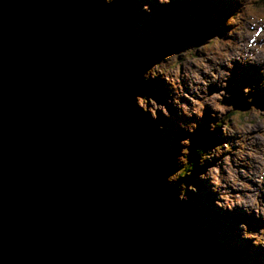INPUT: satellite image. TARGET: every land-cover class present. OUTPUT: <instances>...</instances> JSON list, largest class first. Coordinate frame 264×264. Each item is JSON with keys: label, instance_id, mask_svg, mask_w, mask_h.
<instances>
[{"label": "water", "instance_id": "1", "mask_svg": "<svg viewBox=\"0 0 264 264\" xmlns=\"http://www.w3.org/2000/svg\"><path fill=\"white\" fill-rule=\"evenodd\" d=\"M118 80L82 0H0V264H209L129 155Z\"/></svg>", "mask_w": 264, "mask_h": 264}, {"label": "clouds", "instance_id": "2", "mask_svg": "<svg viewBox=\"0 0 264 264\" xmlns=\"http://www.w3.org/2000/svg\"><path fill=\"white\" fill-rule=\"evenodd\" d=\"M158 3L169 5L172 0ZM140 8L151 11L147 2ZM190 19L189 26L194 27L195 20ZM237 66L256 69L255 79L240 86L239 97L228 90ZM142 76L145 80L159 78L169 85V102L177 115L188 118L178 121L181 129L195 132L206 110L212 117L208 132L215 134L218 142L206 149L198 146L191 155V136L179 139L178 166L166 177L169 183L179 181L177 198L186 200V191H198L195 184H185L181 178L199 165L198 178L215 194V206L228 211L239 207L264 221V0H234L219 28L166 52ZM135 102L153 120L158 118V109L165 117L170 115L166 105L152 96L137 94ZM237 227L240 240L251 241L252 248H264V224L250 229L241 221Z\"/></svg>", "mask_w": 264, "mask_h": 264}, {"label": "rangeland", "instance_id": "3", "mask_svg": "<svg viewBox=\"0 0 264 264\" xmlns=\"http://www.w3.org/2000/svg\"><path fill=\"white\" fill-rule=\"evenodd\" d=\"M144 2L150 4V12L141 10L140 4ZM232 3L234 0H172L169 5H160L158 0H135L134 2L130 1L126 8L128 15L123 22L125 25L123 31L125 33L126 31L134 32L129 42L133 45L135 43L141 53H134L136 50L131 48L133 52L129 55V59H132V65L128 68L129 71L125 70L123 73L119 71L120 81L117 86L119 95L117 96L121 107L127 109V115H122V130L125 129L130 133L128 146L134 152L136 162L144 167L145 172L155 176L156 180L153 184L160 197L171 184L166 179L167 175L178 166L176 157L181 147L179 139L186 135L193 137L199 129L201 132L208 131L207 125L212 117L206 110L204 117L198 122L199 127L195 132L188 133L181 129L178 121H186L188 118L177 115L176 107L169 102L171 95L169 85L159 78L145 80L142 73L151 63L159 59V56L154 57L157 55V51L167 47V52H169L181 43L195 42L190 40L192 37L188 28L180 29L176 26L181 22L180 18L185 19L186 11L189 13V17L193 16L196 25L207 23L209 29L204 33L203 36H205L208 32L216 29L209 23L210 18L221 24L222 17L230 10ZM171 26H176V29L172 31ZM237 69H241V67L237 66L233 69L232 78L229 80L228 90L232 91L234 96H239L240 86L251 83L255 79L256 72L255 68L249 66L243 68L249 70L248 74L243 73L236 78ZM215 87V85L211 86L212 89ZM137 94L152 96L159 103H164L170 115L165 117L158 109V118L153 120L147 112L142 111L136 105L135 96ZM242 106H246V104L242 103ZM160 125H163V128ZM190 149L191 155H193L195 149L193 139H191ZM195 170L191 183L197 186L198 191L195 193L186 191V200L177 198L180 203L187 204L192 211H184L182 214L180 212L179 215L196 221L199 226H206L207 229L215 232L220 240H227L231 244L234 242L233 246L237 247V240H240L237 225L241 221L246 222L250 229L261 226L264 221L254 215L245 214L239 207L228 211L215 206L213 204L215 194L209 191L206 181L198 178V172L202 168L198 166ZM176 187L177 197L179 189L178 186ZM208 240L207 237L205 243ZM244 244H248L250 249L239 253L238 264H264V248H252L249 240H243L240 247ZM206 246L210 248L211 245Z\"/></svg>", "mask_w": 264, "mask_h": 264}, {"label": "trees", "instance_id": "4", "mask_svg": "<svg viewBox=\"0 0 264 264\" xmlns=\"http://www.w3.org/2000/svg\"><path fill=\"white\" fill-rule=\"evenodd\" d=\"M87 8L88 13L91 15V17L95 20L96 24L104 30V32L108 35L109 40L111 41L112 49L116 55V58L119 63V71L120 73L124 72L125 70H128L129 67L132 65V59H129V55L133 52L131 48H134L136 51L134 53H141L140 48H137L136 44L130 43L129 40L132 37L131 35L134 34V32H128L123 31L125 28L124 20L127 18L128 12V3L130 1L135 0H114V2H111L110 4L104 3L103 0H82ZM191 16V15H190ZM193 17V16H191ZM181 22L177 23V28L180 29H186L190 31L191 34V41H197L201 39L204 35V33L209 29V26L206 24L202 25H196L194 27H190L189 25L192 23L189 17V13L186 11L185 19L180 18ZM209 23L213 25L216 29L221 26L220 23H217L216 21H213L211 18L209 20ZM179 24V25H178ZM216 25V26H215ZM176 26L172 28V31L176 29ZM186 27V28H185ZM168 48L164 47L163 49L157 51V56L162 57L163 54L167 52ZM133 53V54H134ZM129 71V70H128ZM238 74L236 75V78H238L241 74L249 73V70L237 69ZM129 73V72H128ZM120 81V75L119 80ZM118 86V84H117ZM117 92V87H116ZM118 93V92H117ZM119 95V94H117ZM239 97V96H237ZM119 98V97H118ZM122 108V107H121ZM126 108H122V115H127ZM121 136L125 140L126 145L128 146L130 141V133L127 130L121 131ZM215 134L209 133L206 130H203L202 132L200 129L198 132L191 137L195 141V148L196 147H204L205 149L213 142H218V140L214 139ZM128 152L130 157L134 160V162L140 167L142 170L144 176L150 181L153 188L155 183V176L150 175L149 173L145 172L144 167H141L135 159V154L132 150L129 149L128 146ZM195 154V149L193 152V155ZM191 159V157H190ZM199 165H194L191 174L187 175L183 178H181L185 184L191 183V178L194 176L195 169L198 168ZM179 181L175 183H171L169 187L166 189L164 194H162V198L167 201L170 211L172 213V217L174 222L183 230V233L185 236L189 239V241L196 247L200 253L208 259L210 264H238L239 259V253L243 250H249V245L244 244L241 245L240 243L243 240H237V247H234L233 244L227 242V240L222 241L219 239V237L216 235L215 232H212L211 229H207L206 226H199L196 221H191L189 218H183L179 213L181 214L185 211H192L189 209V206L185 203H180L176 197L175 189L178 186ZM155 191H157L155 189ZM214 234V235H213ZM212 235V236H211ZM209 238L208 241L205 243V239ZM222 237V236H220ZM245 243V242H243ZM211 245L209 246L206 245Z\"/></svg>", "mask_w": 264, "mask_h": 264}, {"label": "bare ground", "instance_id": "5", "mask_svg": "<svg viewBox=\"0 0 264 264\" xmlns=\"http://www.w3.org/2000/svg\"><path fill=\"white\" fill-rule=\"evenodd\" d=\"M192 22V21H191ZM244 72H245V70H244ZM206 259V258H205ZM206 261L208 262V260L206 259ZM209 263V262H208ZM210 264V263H209Z\"/></svg>", "mask_w": 264, "mask_h": 264}]
</instances>
